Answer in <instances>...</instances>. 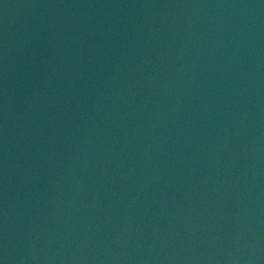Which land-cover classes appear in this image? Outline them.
Masks as SVG:
<instances>
[{"label": "water", "instance_id": "1", "mask_svg": "<svg viewBox=\"0 0 264 264\" xmlns=\"http://www.w3.org/2000/svg\"><path fill=\"white\" fill-rule=\"evenodd\" d=\"M0 264H264V0H0Z\"/></svg>", "mask_w": 264, "mask_h": 264}]
</instances>
